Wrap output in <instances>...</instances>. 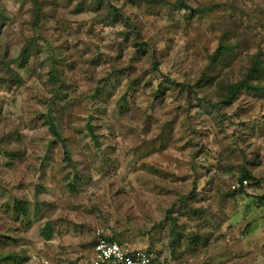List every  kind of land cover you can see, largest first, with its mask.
<instances>
[{"label":"rangeland","instance_id":"rangeland-1","mask_svg":"<svg viewBox=\"0 0 264 264\" xmlns=\"http://www.w3.org/2000/svg\"><path fill=\"white\" fill-rule=\"evenodd\" d=\"M39 5L0 0V264H91L98 229L153 264H264V90L222 98L264 68V0Z\"/></svg>","mask_w":264,"mask_h":264},{"label":"built area","instance_id":"built-area-1","mask_svg":"<svg viewBox=\"0 0 264 264\" xmlns=\"http://www.w3.org/2000/svg\"><path fill=\"white\" fill-rule=\"evenodd\" d=\"M248 181H244L246 185ZM239 187L240 184H237ZM91 264H149L152 255L146 250L133 248L128 242L108 237L103 230L95 231ZM44 264H51L46 262Z\"/></svg>","mask_w":264,"mask_h":264},{"label":"trees","instance_id":"trees-1","mask_svg":"<svg viewBox=\"0 0 264 264\" xmlns=\"http://www.w3.org/2000/svg\"><path fill=\"white\" fill-rule=\"evenodd\" d=\"M31 5H32V11H33V25H36L39 22V17H40V5H39V0H29ZM23 57H24V62L26 61V56L28 54V47H24L22 50ZM222 54L221 48H218L213 56V59H219V57ZM261 75H264V68L261 64V60L258 57H255L252 59L250 66L247 68L245 72L244 79H242L240 82L235 83V84H229L225 86L226 93L223 94V101L225 104L233 101L236 99L237 94L240 92L241 89H246L255 92H260L264 90V86H260L259 83H256L255 85H251L248 83V81H251L252 79H257L260 81ZM223 91V92H224ZM222 96V95H221ZM254 178L253 176L248 172L245 171L240 178L238 179V183L240 184V187L236 192H245L247 189L246 187L243 186L244 181H250V184H254L253 182ZM256 182V181H255ZM19 203V209L16 208V210L21 211L22 213L24 212L23 204L21 202ZM49 236V234H47ZM111 238V237H110ZM114 239V238H112ZM94 245V243H93ZM148 253H151L152 250L150 249H145ZM149 264H153V258L151 257V262Z\"/></svg>","mask_w":264,"mask_h":264},{"label":"crops","instance_id":"crops-1","mask_svg":"<svg viewBox=\"0 0 264 264\" xmlns=\"http://www.w3.org/2000/svg\"><path fill=\"white\" fill-rule=\"evenodd\" d=\"M91 258H92V255H91Z\"/></svg>","mask_w":264,"mask_h":264}]
</instances>
